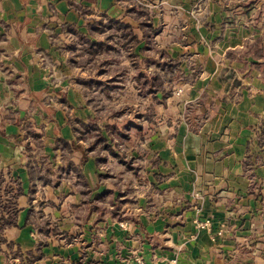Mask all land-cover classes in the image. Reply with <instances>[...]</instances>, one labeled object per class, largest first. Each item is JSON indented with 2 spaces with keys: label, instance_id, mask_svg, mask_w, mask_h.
I'll list each match as a JSON object with an SVG mask.
<instances>
[{
  "label": "crops",
  "instance_id": "obj_1",
  "mask_svg": "<svg viewBox=\"0 0 264 264\" xmlns=\"http://www.w3.org/2000/svg\"><path fill=\"white\" fill-rule=\"evenodd\" d=\"M151 2L0 0V264H264V0Z\"/></svg>",
  "mask_w": 264,
  "mask_h": 264
},
{
  "label": "trees",
  "instance_id": "obj_2",
  "mask_svg": "<svg viewBox=\"0 0 264 264\" xmlns=\"http://www.w3.org/2000/svg\"><path fill=\"white\" fill-rule=\"evenodd\" d=\"M130 37V36H129ZM133 41L135 40V37L134 36H131L130 37ZM154 91H152L151 94H153ZM99 141H101L103 143V146H105L106 149H108L110 151V153L117 157L118 159H120V156L116 153H114V151L111 150L110 146L106 144V141H104L103 139H98ZM5 196H7V202L4 204V205H0V212L1 213H6V216L7 217H1L0 218V232L6 228L7 226L11 225L12 224V220L14 219V217L16 216L17 212H18V209L15 205V203L13 202V196L11 195V190H9V188H5ZM19 193V190L16 191V194ZM15 194V196H16ZM0 213V214H1ZM2 215V214H1ZM0 243H5V240L0 236ZM7 246L10 248L11 247V244H7ZM17 255L18 256H21L20 252L18 251L17 252ZM30 256V259L28 261V264L32 263L34 260L38 259L40 256H36V257H33V255L30 253L29 254Z\"/></svg>",
  "mask_w": 264,
  "mask_h": 264
},
{
  "label": "rangeland",
  "instance_id": "obj_3",
  "mask_svg": "<svg viewBox=\"0 0 264 264\" xmlns=\"http://www.w3.org/2000/svg\"><path fill=\"white\" fill-rule=\"evenodd\" d=\"M152 0H132V2H135L136 3V5L135 6H137L136 8H138L139 10H140V8L142 7V8H148L150 5H152L153 4V2H151ZM55 37V36H54ZM56 39H57V37H56ZM56 44H57V46H56V49H57V51L59 52V53H65V51L67 50L66 48H69L66 44H65V42H64V40H63V42L60 40V39H58V42H57V40H56ZM80 44V43H79ZM153 53V52H152ZM150 54V55H154V54ZM152 58V57H151ZM151 59L149 60V62L151 63ZM86 66L89 68L90 66L89 65H87L86 64ZM179 84V83H178ZM135 98L133 97V100H134Z\"/></svg>",
  "mask_w": 264,
  "mask_h": 264
},
{
  "label": "built area",
  "instance_id": "obj_4",
  "mask_svg": "<svg viewBox=\"0 0 264 264\" xmlns=\"http://www.w3.org/2000/svg\"><path fill=\"white\" fill-rule=\"evenodd\" d=\"M181 92H182V88L179 87V88L176 89L175 94L176 95H180ZM208 224H209L208 222H204V223H199L198 226L201 227V228H204V227L209 226ZM136 264H145V263L143 261H141V260H136ZM167 264H177V261L175 259H172V260H169L167 262Z\"/></svg>",
  "mask_w": 264,
  "mask_h": 264
}]
</instances>
